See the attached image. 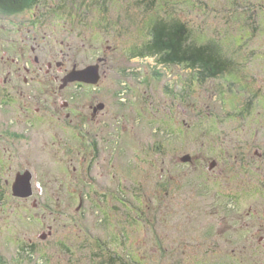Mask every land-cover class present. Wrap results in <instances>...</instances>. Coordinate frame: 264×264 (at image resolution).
Returning <instances> with one entry per match:
<instances>
[{
	"label": "rangeland",
	"instance_id": "obj_1",
	"mask_svg": "<svg viewBox=\"0 0 264 264\" xmlns=\"http://www.w3.org/2000/svg\"><path fill=\"white\" fill-rule=\"evenodd\" d=\"M88 5L76 21H61L64 28L40 25L41 62L63 56L70 67L84 66L103 43L117 48L108 50L98 83L58 93L46 79L25 87V72L16 76L29 14L0 12V85L14 71L6 87L39 108L30 124L22 109L0 105V131L30 137L0 136V264H264V158H255L264 150V0ZM158 19L183 22L190 43L211 44L230 59L232 92L217 89L224 76L197 77L152 55L130 59ZM248 86L246 95L256 97L248 95L249 112H240L230 99ZM224 149L232 164L220 157ZM20 165L32 173L31 197L13 193Z\"/></svg>",
	"mask_w": 264,
	"mask_h": 264
},
{
	"label": "flooded vegetation",
	"instance_id": "obj_2",
	"mask_svg": "<svg viewBox=\"0 0 264 264\" xmlns=\"http://www.w3.org/2000/svg\"><path fill=\"white\" fill-rule=\"evenodd\" d=\"M89 1L90 0H44V1L40 0L38 2L39 4L38 3H36V4L32 3L33 5L32 4L28 5L24 9L15 10L18 7L22 6V5H20L22 0H20L19 3H18V0H0V12L9 11V12H12L13 14L14 13H24V14L27 13V15L29 14V16H30V17L28 16V18L25 19L27 21L26 24L30 23V27H32V28H30L28 30V32H30V34H26V37L23 40V43H18V44H20L21 47L25 48V50H20L21 58H22V61L24 62L23 66H20L21 59H19V57L17 58V60L13 59V64L15 62V64L17 63V66H18V68H16V76L20 77L25 72L24 79H23L24 83L26 84L25 87H28L27 85H29L31 81L32 82H38V81L41 82L43 79H46L48 82H51L52 85H55V88L53 89V91H55V93H58V92H61V90H64V89H66V88H68V87H70L72 85L80 86V87H85L86 85L87 86L89 85L88 83H85V82H82V81H73V82H69L66 86H63L64 85V78L66 77V75H68L72 71L73 68L76 67L77 69H83V68H86L89 65L98 64L100 71H102V66L108 60V55H109L108 50L117 48L113 44H107L108 43L107 41H108L109 38L106 40V42H107L106 44L105 43L102 44L103 45L102 46V48H103L102 54H99L94 62H90L89 64H86L84 66H80L78 63L75 62V63H73V66L70 67L69 63L67 62L69 57L62 58L63 56L59 57V58H55L53 61L52 60H48V61L41 62L43 60V58L46 56V52H45L46 47L44 46L43 40L47 39V35L46 34H43V35L39 34V32H41L40 31V25L42 26L46 22H52L53 24H55L59 28H64V24L61 21H64V23H65V21H67L70 18L74 19L73 21H76L77 20V15L79 13H84V10L86 12H87V10H91V6L88 5ZM39 5H40V8L37 9V6H39ZM9 8L13 9V11L10 10ZM38 15L42 18V20L38 19ZM37 21H39V22H37ZM107 21L110 24H112L110 19H107ZM38 24H39V26H38ZM13 25L16 28H18V30H21V27H22L21 23L15 22V23H13ZM24 25L25 24H23V26ZM77 31H81V30H77ZM77 34L79 36L80 32H77ZM97 35H98V38H100V35L99 34H97ZM97 35H95V36H97ZM29 36L31 37L30 39H29ZM27 40H29V43L27 42ZM51 41L54 42V41H57V40H56V38H52ZM61 41H62V43H64V40H61ZM75 42L76 41H74V43ZM67 43H68L67 47H72L73 46L71 42L70 43L67 42ZM145 43H146L145 46L142 47L141 49L136 48L135 50L133 49L130 52V54H129V55H131L130 59H135L137 57H141V56H133L132 54L137 49H138L137 51H139V50H142L143 48H146V46L149 44V42L146 41ZM39 46L42 47V50H43L42 54L37 53L35 51ZM27 47H29V48L32 47L33 53L32 52L30 53ZM44 48H45V50H44ZM20 49H22V48H20ZM69 54H70V52H68V50L66 52L63 51V53H61V55H69ZM43 55H44V57H43ZM147 56L148 55H145V56H142V57H147ZM154 57L157 58L158 63H159V60L162 62V56L161 55L154 56ZM219 58L224 63L222 65L223 69L219 70V71H216V72H209V70H208V73L206 72L205 79H216V78L224 76V79H226L225 80L226 84L219 86L217 89H219V91L220 90L226 91V90L229 89L230 85H233L235 83V81L233 80L232 76L229 75V77H231V78H228V77L225 76V74L228 71H232V73H233V70L229 68L232 65H230V59H228L226 56L219 55ZM25 61H26V64H25ZM191 61H193V60H191ZM175 65L180 66V65H185V63L184 64L178 63V64H175ZM185 66H187V65H185ZM22 68H24V70ZM188 68H190L192 72H195V74H197V77H199V74H201L200 73L201 69L198 70V69H195V68H192V67H188ZM13 72L14 71H10L9 74H8L9 78L8 77L5 78L4 81H3L4 84L1 83V85H0V105L1 106L14 107L15 109L17 108L18 110L22 109V111H24L26 113V115L28 114L31 117L30 124H33L34 123L33 120L37 119V117H38V114L36 112L39 111V108L36 107V108L33 109L32 108L33 106L30 107V105L28 103H25V104L24 103H20L19 100L16 97H14V96H16V93L11 92V90L6 87V85L8 83H10V80L13 79V78H11V75H12ZM228 73H230V72H228ZM201 77H203V76L201 75ZM24 88L23 87H21V89L19 88L18 92L20 94H24V96L28 98L27 100H29L31 98L29 96V94L32 93V92L29 91V90L25 91ZM250 89H251L250 86L244 88V90H243L244 92L240 95V97L237 96V97H239L238 101L234 102V99H230L231 103L233 102V104H235V106H236L237 103H239V104H241V106H243V109L239 108V111L240 110L243 111L245 109L246 112H249V107H248L249 104L248 103L251 100L248 99L249 98L248 95H253L254 97H256L255 96L256 92L255 93L253 92V93H250V94L246 95L247 94L246 92L248 90H250ZM51 91H52V88H51ZM228 91L232 92L231 89H229ZM33 93H34V89H33ZM218 93L219 92H217V95H218ZM263 95L260 94L261 97ZM258 101H256L255 104H258ZM68 105H70V103L67 101L65 106L68 107ZM2 108H4V107H2ZM70 111L71 112L64 113L65 116H66L65 117L66 119H68V118L70 119V117H71L70 113H73L71 109H70ZM226 114L228 115V113H226ZM74 115H76V114H74ZM92 115L94 116L95 114L93 113ZM0 133H2V132L0 131ZM6 135L9 136L10 139L15 138L16 136H17V138L20 137V139H25V140H29V138H30V137H28L25 134H21L20 132H17V131L16 132H14V131L12 132L11 130H9V131L6 130V133L3 132L2 135H0V136L4 138V137H6ZM15 140H12V141H15ZM242 141L245 142L244 139H242ZM1 147H0V157H1L0 158V175L4 173L5 161H6V157H4V153H3V150H2L3 146L1 145ZM228 152H229L228 149H224L223 151L220 152V155H221L220 157H222L225 162H228V163L232 164V162L228 161V157L230 158ZM255 158H256V163H257V160L262 162V159L264 158V150H261L260 152H257L255 154ZM262 164H263V162H262ZM21 165L17 169V172H16L17 174L19 172H25V171H29L30 170L29 167L21 166ZM235 167H232V168H235ZM12 188H13V184H12ZM2 189H3L2 184H0V198L3 196ZM234 192L236 193V191H234Z\"/></svg>",
	"mask_w": 264,
	"mask_h": 264
},
{
	"label": "trees",
	"instance_id": "obj_3",
	"mask_svg": "<svg viewBox=\"0 0 264 264\" xmlns=\"http://www.w3.org/2000/svg\"><path fill=\"white\" fill-rule=\"evenodd\" d=\"M29 0L25 5H31ZM10 10H13L9 8ZM153 38L146 48L134 51L133 56H162V62L169 64H184L188 67L201 69L199 76L206 77V72L222 70L223 61L219 52L211 44H194L189 42V30L183 22H171L158 19L152 27ZM193 60V61H191Z\"/></svg>",
	"mask_w": 264,
	"mask_h": 264
},
{
	"label": "water",
	"instance_id": "obj_4",
	"mask_svg": "<svg viewBox=\"0 0 264 264\" xmlns=\"http://www.w3.org/2000/svg\"><path fill=\"white\" fill-rule=\"evenodd\" d=\"M100 79V70L98 64H92L83 69H73L66 78H64V85L69 82L82 81L86 83H98ZM104 107L101 103L95 107V111L98 108ZM13 193L19 197H30L33 195L32 173L31 171L19 172L13 183Z\"/></svg>",
	"mask_w": 264,
	"mask_h": 264
},
{
	"label": "bare ground",
	"instance_id": "obj_5",
	"mask_svg": "<svg viewBox=\"0 0 264 264\" xmlns=\"http://www.w3.org/2000/svg\"><path fill=\"white\" fill-rule=\"evenodd\" d=\"M200 77V76H199Z\"/></svg>",
	"mask_w": 264,
	"mask_h": 264
}]
</instances>
